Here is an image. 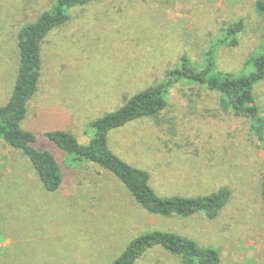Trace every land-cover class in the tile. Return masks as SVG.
<instances>
[{
    "label": "rangeland",
    "instance_id": "1",
    "mask_svg": "<svg viewBox=\"0 0 264 264\" xmlns=\"http://www.w3.org/2000/svg\"><path fill=\"white\" fill-rule=\"evenodd\" d=\"M257 0H93L69 12L41 45L42 72L22 128L56 159L62 184L46 190L31 161L0 140V264H111L140 234L168 231L219 252L220 264H264V139L197 82L165 78L187 58L196 70L223 29L240 19L236 47H220L215 72L239 75L262 44ZM55 0H0V107L13 93L18 33ZM165 85L166 106L108 133L110 150L150 174L161 197H202L226 187L218 217H159L139 205L111 171L61 150L49 132L86 146L92 123L147 88ZM261 113L264 82L255 87ZM264 119V118H263ZM136 264H182L161 247Z\"/></svg>",
    "mask_w": 264,
    "mask_h": 264
},
{
    "label": "trees",
    "instance_id": "2",
    "mask_svg": "<svg viewBox=\"0 0 264 264\" xmlns=\"http://www.w3.org/2000/svg\"><path fill=\"white\" fill-rule=\"evenodd\" d=\"M93 0H55L53 7L44 11L35 22L25 25L18 33L20 63L13 93L9 102L0 107V140L12 148L21 150L31 161L46 190L56 191L62 184V173L55 157L48 151H40L33 144L35 136L22 128L28 104L36 95L42 72L41 45L47 35L68 22L69 12L83 7ZM257 11L264 16V0H257ZM245 28L243 19L229 24L222 36L207 51V64L196 70L187 58L182 67L167 70L165 78L177 76L207 86L218 92L223 104L237 115L249 116L260 123L254 127L260 140L264 139V111L257 103L255 87L264 82V28L258 53L249 58L245 68L252 69L234 75L215 72L216 52L220 47H236ZM165 85L150 87L130 98L120 109L108 113L91 125L95 136L86 146L81 145L70 133L49 132L47 136L75 160H88L111 171L127 187L135 201L149 214L159 217H189L203 214L213 220L228 204L231 192L223 187L202 197H161L150 185L149 172L133 167L115 155L108 147V133L127 123L153 117L166 106ZM264 201V180L261 189ZM161 247L181 257L182 264H220L219 252L211 247H201L194 240L174 232L153 230L133 239L111 264H136L150 249Z\"/></svg>",
    "mask_w": 264,
    "mask_h": 264
}]
</instances>
